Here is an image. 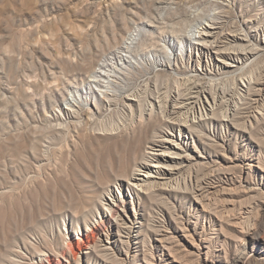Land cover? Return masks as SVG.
<instances>
[{
    "label": "rangeland",
    "instance_id": "rangeland-1",
    "mask_svg": "<svg viewBox=\"0 0 264 264\" xmlns=\"http://www.w3.org/2000/svg\"><path fill=\"white\" fill-rule=\"evenodd\" d=\"M216 11L224 53L184 36ZM99 62L114 104L90 81ZM179 88L193 120L157 107ZM263 91L264 0H0V264H264ZM146 124L118 179L114 144ZM153 164L166 183L145 193L132 176Z\"/></svg>",
    "mask_w": 264,
    "mask_h": 264
},
{
    "label": "bare ground",
    "instance_id": "bare-ground-1",
    "mask_svg": "<svg viewBox=\"0 0 264 264\" xmlns=\"http://www.w3.org/2000/svg\"><path fill=\"white\" fill-rule=\"evenodd\" d=\"M220 12H217V11L216 12H210V13L207 12L208 14H206V15H200L201 12H199L198 13L199 16H196V17L194 16L193 21L198 27L203 26L204 31H201V33L199 35H197L196 33H192V32H185L184 36L189 38L193 43H195L199 49L216 50L217 53H224L222 48H220L219 43L220 42H226L225 40H231L229 34L224 33V32L223 33L220 32L221 33V34L219 33L220 36H217L218 32L215 30L216 27H214V25H209V24H207L206 21H204V20L212 21L211 24H215L218 21L220 22L221 18H222V16H220L221 15ZM185 14L188 15L190 13H187V11H184L183 14H181V15H185ZM181 34H183V33H181ZM232 37H234V39H235L238 37V35H233ZM160 38H161V40H163L166 43L172 41L170 38V35L169 36L168 35H161ZM120 48L125 50L124 49L125 46L123 44L120 45ZM244 53L248 55L247 52L244 51ZM115 54H117V53H115ZM167 55L168 54L166 51L159 49V59L158 60H160L161 63L166 62V60H167L166 57H168ZM247 55H246V57H248ZM116 57L123 64L130 63V61H131L130 58H132L127 54H122V55L117 54ZM109 64H110L109 62H99V67L92 71V75H91L92 77H91L90 81H91V83H94L98 86L97 91H101L104 94L103 98L105 101L109 100L111 102L110 104H114L115 100L113 98L107 99L111 95H114L111 93H115V89H113L115 83H114V80L111 79V76H115V74L114 73L111 74L110 72H107V70H108L107 67L109 66ZM247 80H248L249 84L253 83V81H252L253 79L250 78ZM216 87H217V85H216ZM216 87H215V92L213 94V99H214L215 104L218 103L217 100H219V101L222 100L223 102H225L226 104L229 105L228 109L234 110V109L239 107V106H237L238 105L237 101L227 97L228 95L230 96V92L224 90L221 86H218L217 88ZM193 88L197 89V90L199 88L203 92L208 91L206 88L201 87L199 84H193L189 89L192 90ZM216 89L218 90L217 92H216ZM253 89H256V88H253ZM257 91H258V89H257ZM138 92L134 91V92L130 93L131 96L128 95L127 98L129 100H136L137 97L139 96ZM186 95H187V93L185 90L184 91L180 90V88H179V90L178 89L175 90V95H173V99L175 101L177 100L178 102L177 101L175 102V105L173 106L172 110L168 109V104H166V102H163V100L159 101V104L157 107L159 108L160 113L164 114L166 117L173 118V119H177V117H179L181 119L183 118L182 120H185V121L188 118L190 119L191 117L189 114H192L193 110L192 109L189 110V107H187L186 103L183 102L184 100H182L183 98H185ZM256 95H258L259 97L254 99V101L264 100V91L261 93H258ZM146 105H145V109L149 108L148 105L151 106V110H152V108L154 109V103L151 100L147 101ZM201 108L205 109V106L202 105ZM185 109H187V111H185ZM258 113H260V112H258ZM191 119L193 120V118H191ZM144 126L145 127L142 131L134 132L131 135L124 137L122 140L116 141V143L114 144V148L111 150V159H112L111 168L113 170H115V172L117 173L118 179H125L122 176L130 175L131 170L133 169L135 163L137 162L138 156L143 153L142 151H143L146 143H150V141L152 142V140H149L147 138V134H146L147 133V124ZM153 154L155 155V153H153ZM145 165L148 166V164H145ZM153 165L155 167H159V169H155V171H148L145 173L139 172L138 177L132 176V178H134L135 180L145 181V185H146L145 189H141V191H143L145 193H150L151 191H149V190H152L154 192L157 189L161 188L160 184L162 185V184L166 183V182L161 181L165 178L162 175V171H161L162 167H164V166L160 165V164H153ZM140 175H143V176H140ZM137 183H138V181H137ZM96 223H97V221H96ZM246 224H247V229L245 228L246 234L254 235L256 233V231L258 230L259 222H252V223L248 222ZM98 225L100 228L104 224L102 222H98ZM87 230L92 231V233H94V236H96L97 232L94 229L88 228ZM97 231H98V227H97ZM263 241H264V238H263ZM240 261H241V256L237 254V256L235 257V264H239ZM15 264H18V263H15Z\"/></svg>",
    "mask_w": 264,
    "mask_h": 264
}]
</instances>
